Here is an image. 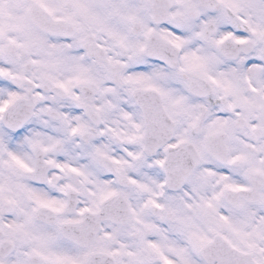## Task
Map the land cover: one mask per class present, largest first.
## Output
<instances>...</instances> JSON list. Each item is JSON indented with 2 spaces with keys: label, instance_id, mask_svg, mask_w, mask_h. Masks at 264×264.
Returning <instances> with one entry per match:
<instances>
[{
  "label": "snow or ice",
  "instance_id": "6c2138e0",
  "mask_svg": "<svg viewBox=\"0 0 264 264\" xmlns=\"http://www.w3.org/2000/svg\"><path fill=\"white\" fill-rule=\"evenodd\" d=\"M0 264H264V0H0Z\"/></svg>",
  "mask_w": 264,
  "mask_h": 264
}]
</instances>
